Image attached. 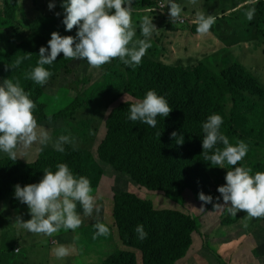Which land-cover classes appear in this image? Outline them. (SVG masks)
Returning a JSON list of instances; mask_svg holds the SVG:
<instances>
[{"label": "trees", "instance_id": "obj_1", "mask_svg": "<svg viewBox=\"0 0 264 264\" xmlns=\"http://www.w3.org/2000/svg\"><path fill=\"white\" fill-rule=\"evenodd\" d=\"M5 3L4 10L0 11V75L3 79L18 80L30 92L37 104L34 115L38 120L42 114L63 119L61 126L53 132L67 128L80 108L89 112L91 107L97 110L104 101L120 97L128 90L143 98L149 89H154L166 96L172 107L168 116L156 118L157 125L153 128L127 119L132 103L121 101L104 118L105 133L93 154L66 144L64 152L53 149L43 152L29 164L0 155V201L11 209L28 207L14 196L17 183L23 186L38 182L44 175L43 169L55 170L60 162L67 163L75 174L86 176L92 188L96 187L102 168L112 167L125 173L134 185L162 188L170 191L172 198L183 197L185 193L214 192L215 188L211 187L223 183L213 182L217 173L213 168H224L203 160L201 127L212 113L223 117L221 130L230 142L243 140L249 145L245 156L248 160L264 158V112L255 104L256 98H264V88L241 65L235 63L216 72L204 59L175 66L161 64L158 57L153 61L142 59L139 65L128 66L125 74H118L116 69L108 67L103 79L90 85L82 99L69 83L49 95L44 87L50 79L62 75L76 81L80 78L75 76L79 65L74 64L76 59L65 58L61 52L52 65H45L52 74L43 85L26 79L25 73L30 72L39 59V48L47 46V42L33 32L23 33L19 28L17 1L5 0ZM257 10L254 36L260 40L264 38V2L258 4ZM134 19L137 21L138 18L134 16ZM193 26L186 23L169 25L172 29ZM163 28L167 29L165 24ZM6 30L12 34L1 36ZM19 56L27 58L19 67H13L11 64ZM241 116L250 118L252 126L238 129L237 121ZM39 124L45 123L39 121ZM173 131L183 135V143L176 142L171 135ZM113 199L114 218L122 243L140 250L142 261L135 250L115 249L99 264H173L183 258L191 245L190 233L197 228L195 219L177 210H157L125 186L113 190ZM137 224L144 226L148 233L146 238H138ZM59 240L63 238L59 237Z\"/></svg>", "mask_w": 264, "mask_h": 264}, {"label": "clouds", "instance_id": "obj_2", "mask_svg": "<svg viewBox=\"0 0 264 264\" xmlns=\"http://www.w3.org/2000/svg\"><path fill=\"white\" fill-rule=\"evenodd\" d=\"M140 1L142 0H61V6L64 9L62 22L65 29L71 30L76 26V34L75 36L61 35L58 31H53L51 38L47 41V46L42 45L39 48V59L36 66L30 72L25 73V78L43 85L52 74L45 65H52L61 52L65 58L86 60L93 67L109 63L113 58H119L126 66L135 67L140 64L146 50L151 47L149 37L157 28L153 23L154 19L157 25L163 28L165 24L168 30H172L176 23L197 25V31L200 33H207L215 23V18L211 14L201 13L195 19V11L191 14L186 12L185 8L197 5L201 3V0H147L139 4ZM260 2H264V0L247 2V5H254V7L250 8L240 21L248 25L253 35L258 22L257 6ZM54 7L55 4L50 0L48 8L51 10ZM143 9H146L152 18L148 16L142 18L140 28L143 38L134 39L136 32L132 13H139ZM56 14L59 15V13ZM185 14L194 18V21L184 20L182 15ZM160 21L164 23L160 24ZM26 58L19 56L11 65L19 67ZM231 59L229 63L222 65L216 71L220 72L225 67L236 63L255 78L243 64L233 62L236 59L232 57ZM136 101L135 103L130 101L132 104L129 106L127 119L133 122L140 121L153 128L157 125L156 118L158 116L166 117L172 110L166 96L159 94L154 89H149L143 98L136 96ZM36 108L37 104L31 98L30 92L26 91L18 80L5 78L0 81V153H6L4 156H8L10 160L14 161L17 158V161L29 164L31 162H25L17 157L15 151L17 146L22 144L28 148L34 143L47 146L52 141L49 131L38 127L37 118L34 115ZM222 124L223 117L218 113H212L201 125L203 160L210 162L212 166L227 168V172L225 180L222 176L223 172H217L213 182L217 181L219 183L216 184H223L213 185L211 188H215L214 192H207V195L200 192L199 199L210 211L216 209L223 200L224 204L230 205L227 212L232 216H236L238 211L244 210L249 219L264 217V161L260 162L256 158L248 160V157L245 156L249 145L243 140H236L235 143L230 142L229 137L221 130ZM171 135L176 138L178 144L183 143L182 134L178 135L176 131H173ZM66 144L72 145L73 149L78 147L76 138L70 133L57 137L53 146L56 151L62 153L65 151L64 145ZM40 150L42 151L43 147ZM244 159H246L244 164H238ZM248 164L254 166L251 168L246 166ZM111 169L114 173H122L112 167ZM43 172L44 175L38 182L23 186L17 183L14 186L15 198L26 204L31 214V218L28 220H23L19 216L16 219L27 231L50 236V242L47 244L51 258L72 259L77 256V253H73L74 243L59 240L60 234L57 232L61 229L75 230L78 228L79 231L82 230L84 221L90 220L93 211L99 213L100 209L96 206V197L93 194L90 180L86 176L75 174L67 163L60 162L55 166V170L45 168ZM127 181V183L115 185L112 188V194L117 187H126L130 183L135 190H128L129 187H126L127 190L137 196L152 191L175 202L176 205H182V196L172 198L169 194L170 191L162 188L134 185L128 176ZM138 198L140 199V196ZM112 200L114 206L113 196ZM147 202H150L152 207L157 210H177L195 219L197 228L191 231L190 237H193L195 232L201 228L199 217L182 207L156 208L150 199ZM77 203L81 206L84 215H89L83 223L79 211L76 210ZM201 207L203 208V205ZM2 210L0 209V211ZM112 218L118 240L122 243L117 231L114 212ZM94 228L96 229L93 233L94 239L97 236H107L110 231L108 225L98 220L94 224ZM135 231L139 239H144L148 235L142 224H137ZM16 249L17 247L13 249V252ZM248 255L252 257L251 254ZM139 256L142 261L140 250ZM259 263L260 261L257 262V264ZM261 263L264 264V260Z\"/></svg>", "mask_w": 264, "mask_h": 264}, {"label": "rangeland", "instance_id": "obj_3", "mask_svg": "<svg viewBox=\"0 0 264 264\" xmlns=\"http://www.w3.org/2000/svg\"><path fill=\"white\" fill-rule=\"evenodd\" d=\"M146 1L142 0L139 4ZM49 2L50 0H18L16 9L20 17V30L23 33L33 32L45 42L51 38L53 31H58L61 35L75 36L76 26L71 30H66L62 22L64 9L61 6V0H51L55 4L51 10L48 8ZM247 2L252 3V0H201V3L185 8L188 14L195 11V19L201 13L211 14L215 18V23L207 33L198 32L197 25L191 28L172 30L161 27L155 28L149 37L151 47L146 50L142 59L153 61L158 57L159 62L166 66L204 59L216 71L222 65L229 63L232 57L236 59L233 62H239L246 69L248 68L256 81L264 88V38L257 40L248 25L240 22L246 12L254 7V5H247ZM5 5V0H0V11L4 10ZM188 14L182 15L184 20L194 21V18ZM134 16L138 18L137 21H135ZM145 16L152 18L146 9L139 13H132L136 32L134 39L143 38L140 23ZM153 23L157 26L156 22ZM3 34L10 36L12 33L6 30L4 33L1 32V36ZM74 61V64L79 65L75 76H80V78L73 81L62 75L55 76L44 87L45 93L54 95L62 85L69 83L79 92V98L82 99L90 85L103 79L108 67L116 69L118 74H125L128 68L119 58H113L111 62L100 67H93L82 59ZM2 80L0 75V81ZM121 101L137 102L134 92L128 90L120 97L104 101L97 110L91 107V112H89L87 109L82 110L80 108L71 117L70 125L56 132L53 131L61 126L63 119L42 114L41 118L37 119L38 127L49 131L52 141L47 146L34 143L25 148L22 144L18 145L15 149L17 157L25 162H33L41 153L55 150L53 143L56 138L67 133L76 138V144L85 153L93 154L105 133L104 118ZM255 104L264 112V98H256ZM39 121L45 124H39ZM251 126L252 120L250 118L241 116L237 121V127L240 130ZM41 147H43L42 151L40 150ZM177 150H179L178 147ZM4 154L6 153H0V155ZM256 159L260 162L264 161V158ZM245 161L246 159L238 162V164H244ZM246 166L252 168L254 165L248 164ZM226 169L213 168L214 172H223L224 180ZM127 182L125 173H114L109 167L102 168L100 179L96 187L92 188L96 197V206L100 209L99 213L94 210L90 215L91 219L84 221L89 215H84L81 206L77 203L76 210L81 215L82 223L85 222L82 230L79 231L78 228L75 230L61 229L57 232L64 241L74 243L73 253H77V256L72 259L51 258L48 247L50 236L32 233L22 227L16 218L19 216L23 220L30 219L31 214L28 207L23 210L11 209L3 201H0V209H3L0 211V263L99 264L115 249L135 250L137 258H139L138 250L120 243L112 218L115 209L112 200V188L117 184ZM131 186L130 183L126 185L129 187L128 190L134 191L135 189ZM200 192L207 195L205 191H199L196 195L185 193L182 205H176L175 202L152 191L138 195L142 201L147 202L150 199L156 208L178 206L199 217L201 228L195 232L193 237L191 236V245L186 251L185 257L173 264H257L259 261V264H262L261 261L264 260V217L249 219L244 210H240L236 216H232L227 212L230 205L224 204L223 200L221 201L222 204L220 203L216 208H221L219 211L216 209L210 211L205 208V203L199 199ZM97 220L108 225L110 231L107 236H97L94 239L93 233L96 231L94 224ZM15 247L17 249L13 252L12 249ZM248 254H251L252 257Z\"/></svg>", "mask_w": 264, "mask_h": 264}]
</instances>
